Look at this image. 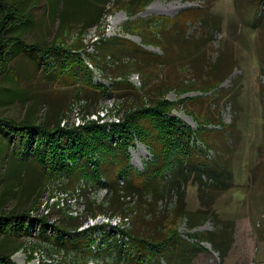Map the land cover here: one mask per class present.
Listing matches in <instances>:
<instances>
[{"label": "rangeland", "instance_id": "374dc122", "mask_svg": "<svg viewBox=\"0 0 264 264\" xmlns=\"http://www.w3.org/2000/svg\"><path fill=\"white\" fill-rule=\"evenodd\" d=\"M135 1L110 2L105 7L109 15L99 25L80 34L75 28L65 30L62 35L58 32L59 18L50 11L48 1L32 4L29 25L21 37L25 43L56 41L81 50L87 48L92 53L90 46L96 39L123 37L145 54L138 62L121 54L119 61L107 57L99 68L87 66L94 84L109 89L113 83L127 80L130 87L129 91L119 89L99 96L89 106L99 112L90 117L82 107L89 104L86 96L97 99L94 91L88 95L82 91L76 96L70 86L43 83L39 71L19 59L12 64L16 82L0 81L1 86L17 93L9 103L0 105V117L20 120L25 108L36 104L39 117L49 109L65 113V127L96 118L114 124L127 109L133 111L163 96L172 105L171 118L202 133L207 143L197 137L195 145L208 161V173L219 176L228 187L214 186L208 176L189 177L180 187L184 192V217L179 213V198L174 190L154 198L147 191H141L140 196H124L120 191L122 197L116 209L112 207L106 213L112 216L123 209L128 214L126 219L102 215L90 219L85 209L96 210L92 203L100 204L109 197L108 189L83 180L63 186L62 181L42 178L31 164L9 174L8 150L5 152L0 144V191L10 189L5 210H26L32 194L41 191L39 205L31 215L39 218L48 214L50 226L46 231L48 241L39 239L40 228L36 226L30 236H0V245L7 251L21 246L11 257L13 264H82L84 254L79 250L66 252L54 245L57 234L66 240L73 229L67 223L62 227L67 231L57 233L52 226H61L66 217H71L77 222L86 219L77 231L98 227L90 232L96 241L91 248L97 254H91L95 258L85 254L84 258H90L88 264L121 263L113 260L111 250L98 253L104 238L99 226L107 223L147 241H159L176 232L190 243L188 247H198L185 264H264V0H147L144 7H138V2L131 9ZM137 9L140 12L131 17L130 12ZM83 59L87 65V58ZM127 153L129 166L139 174L152 161L150 151L136 141ZM123 183L119 180V187ZM137 185L143 188L148 183L144 185L138 177ZM56 202L60 213L53 206ZM105 208L106 205L102 210ZM199 209L206 212L197 213ZM191 224L195 226L192 230ZM104 228L111 233L110 228ZM209 233L219 242L217 249L208 242Z\"/></svg>", "mask_w": 264, "mask_h": 264}, {"label": "trees", "instance_id": "16d2710c", "mask_svg": "<svg viewBox=\"0 0 264 264\" xmlns=\"http://www.w3.org/2000/svg\"><path fill=\"white\" fill-rule=\"evenodd\" d=\"M38 1L40 0H0V81L15 83L16 75L12 64L19 59H25L39 71V78L43 83L70 86L76 96L82 91L87 95L94 91L97 99L86 96L85 100L89 104L82 108L87 117L97 115L99 110H91L89 106L95 103L99 96L110 95L119 89L129 91L130 87L127 80L117 81L109 89L101 84H94L90 68L87 66L99 68V63L106 61L107 57L109 60L112 58L119 61L122 58L121 54H128L129 60L138 62L142 60L145 52L123 37L96 39L90 46L93 49L92 53L88 52L87 48L81 50L56 41L25 43L21 37L29 25L28 10ZM47 1L50 11L59 18L58 32L62 35L65 30L75 28L80 34L91 26L99 25L103 18L109 15L108 10H105L106 5L117 0ZM138 2H140L138 7H144L148 3L147 0H136L131 3L133 6L131 9ZM139 12L140 9L133 10L130 16L133 17ZM83 56L87 58V65ZM16 95L15 90L0 85V105L9 103ZM171 109L172 105L164 100L163 96H158L148 104L136 106L133 111L127 109L117 123L105 124L101 122V118H96L95 121H87L78 126L65 127V113L49 109L43 117H39L38 106L30 104L25 108L23 118L20 120L0 117V144L3 145L4 151L8 150L6 154L7 161L9 159V174H14L23 166L31 164L42 178L62 181L63 186L79 180L87 184L104 186L110 191V196L100 204L92 203L96 210L85 209L90 219H95L98 215L106 216L108 219H126L128 214L123 209L122 213H114L112 216L106 213L108 210L116 209L117 200L122 197L120 191H123L124 196L133 194L140 196L141 191H147L149 196L154 198L174 190L179 198V213L184 217L186 216L184 192L180 187L189 177L200 179L208 176L214 180V186L228 185L220 182L219 176L208 173L209 169L206 167L208 161L201 156L202 152L195 145L197 137L201 142L207 143L202 139V133L171 118L169 112ZM134 141L145 145L152 155V161L145 166L142 174L134 172L129 166L127 149ZM92 160L94 162H91ZM138 177L144 181V185L148 183L147 187L141 188L137 185ZM119 180L124 182L123 186L119 187ZM9 191L8 187L0 191V236H30L33 228L38 226L39 239L48 241L46 236V231L50 228L48 214L39 218L31 215L38 207L43 192L32 194L31 203L26 210L7 211L4 201ZM104 202L106 204H103ZM58 205L56 202L53 206L58 207L56 212L60 213ZM104 205L106 208L102 210ZM196 212L206 211L199 209ZM213 214L215 216V213ZM63 221L61 226L52 227L57 233L66 232L67 230L62 227L68 223L67 226L73 229V233L66 240L57 234L54 245L66 252H69L68 249L79 250L84 254L82 264H88L90 260L88 261L89 257L84 258L85 254L91 258H95L94 255L97 254V251L91 248L96 241L91 238L90 232L98 227L91 226L77 231L86 219L77 222V218L66 217ZM192 224L191 230L195 227ZM99 227L104 238L100 241L98 253L111 250L113 260L122 264H185L192 260L198 248L188 247L187 244L190 243L180 239L176 232L159 241H147L117 225L110 226L107 223ZM104 227L110 228L111 233H107ZM207 235L208 242L217 249L220 246L219 242L210 237V233ZM192 236L200 239L197 234ZM75 240L77 244L74 243ZM20 248L21 246H18L7 251L0 245V264H13L11 257ZM92 253L95 254L91 255Z\"/></svg>", "mask_w": 264, "mask_h": 264}]
</instances>
